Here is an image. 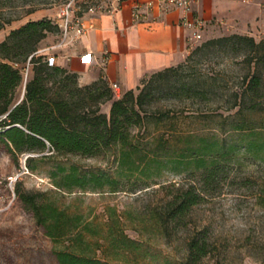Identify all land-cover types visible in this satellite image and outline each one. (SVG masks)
<instances>
[{
  "label": "rangeland",
  "instance_id": "rangeland-1",
  "mask_svg": "<svg viewBox=\"0 0 264 264\" xmlns=\"http://www.w3.org/2000/svg\"><path fill=\"white\" fill-rule=\"evenodd\" d=\"M66 1L9 0L0 16L11 22L0 29V40L30 19L49 17L57 22ZM92 1L75 0L77 12ZM239 2L243 7L237 9L238 20L252 25L264 18L257 13L253 20L248 12L253 2L263 8L264 0ZM258 30L255 34L232 28L205 31L188 53L208 38L234 32L264 38L261 27ZM44 44L45 38L39 43V53H44ZM248 69L241 57L210 49L206 57L190 60L179 74L157 77L147 96L143 121L131 128L130 141L136 146H125L130 158L139 164L133 170L121 164L120 143L90 155L58 153L49 145L43 150L11 152L0 140V264H59L55 250L64 246L44 233L18 198V185L42 193L70 214H80L83 222L97 230L96 234L86 233V238L100 245L101 249H95L97 255L112 264H264V76L261 96L236 98L235 90L242 91L246 86L243 76ZM28 75L27 63L24 82L17 91L19 100ZM191 85L206 92L195 93ZM123 92L114 96L120 97ZM236 99L240 104L231 106ZM110 106L108 101L102 109L109 113ZM189 133L217 141L220 155H207L210 160L217 158L216 173L209 185L198 177L194 163L185 168L184 163L175 164L168 157L177 155L185 144L180 135ZM190 143H198L197 138ZM71 164L88 176L97 173L115 177L117 188L93 181L84 187L58 186L64 173L60 165ZM190 182L198 189L207 187L205 199L166 228L158 214L164 212L177 186ZM194 235L203 236L210 250L198 262H189L188 241Z\"/></svg>",
  "mask_w": 264,
  "mask_h": 264
},
{
  "label": "trees",
  "instance_id": "trees-1",
  "mask_svg": "<svg viewBox=\"0 0 264 264\" xmlns=\"http://www.w3.org/2000/svg\"><path fill=\"white\" fill-rule=\"evenodd\" d=\"M8 1L0 0V10ZM10 22V18L0 16V29ZM50 32L59 33V24L49 17H42L12 28L0 40V140L11 152L43 150L49 145L58 153L96 155L120 143L123 146L121 164L127 165L129 170L138 168L139 164L130 158V150L125 146H136L130 141L131 128L144 119L152 83L165 73L179 74L190 60L206 57L210 49L233 53L248 66L243 76L246 86L242 91L235 90L236 98L242 95L243 99L247 94L252 98L261 96L264 38L256 39L253 35L239 32L208 38L191 49L181 62L156 70L149 77H142L138 91L130 88L120 97H115L104 75L81 84L78 72L53 62L45 53H39L40 41ZM27 63L29 75L24 95L19 101L17 91L24 82ZM194 86L189 88L195 93L197 90L201 94L206 92ZM108 101L111 102L109 113L102 109V105ZM238 104L236 99L231 106ZM195 137L198 143L192 145L190 142ZM179 138L185 144L176 151V156H168L170 161L184 163L185 168L194 163L203 183H212L217 158L210 160L207 155H220L217 141L191 133ZM28 158L32 159L31 156ZM60 170L64 172L63 183H57L60 187H84L87 182L93 181L98 185L107 183L117 188L114 185L117 182L115 177L97 173L88 176L81 173L76 164L60 165ZM160 187L165 185L160 184ZM206 188L198 189L194 182L177 186V191L167 200L164 212L158 214L161 223L168 228L171 222L180 221L193 205L205 199ZM16 193L44 233L54 241L64 243L63 247L55 250L59 264H112L97 255L95 249H101L100 245H94L86 238V233L96 234L97 230L89 222H83L80 214H70L54 201L42 197V193L21 189L19 185ZM188 245L189 262H198L210 250L206 239L199 235L191 237Z\"/></svg>",
  "mask_w": 264,
  "mask_h": 264
},
{
  "label": "crops",
  "instance_id": "crops-1",
  "mask_svg": "<svg viewBox=\"0 0 264 264\" xmlns=\"http://www.w3.org/2000/svg\"><path fill=\"white\" fill-rule=\"evenodd\" d=\"M133 4L134 0H127L116 11L99 13L85 33L63 42L60 32L47 35L42 51L53 62L78 72L81 84L104 75L110 85L119 84L120 90L114 93L137 88L147 73L184 60L192 29L185 23L184 12L177 8L157 19L135 23ZM251 5L248 11L251 19L257 13L264 15L259 2ZM240 7L243 6L239 0H196L194 12L206 20L204 32L232 28L255 34L264 18L256 19L252 25L238 20ZM159 13L156 8L154 14Z\"/></svg>",
  "mask_w": 264,
  "mask_h": 264
},
{
  "label": "built area",
  "instance_id": "built-area-1",
  "mask_svg": "<svg viewBox=\"0 0 264 264\" xmlns=\"http://www.w3.org/2000/svg\"><path fill=\"white\" fill-rule=\"evenodd\" d=\"M127 0H94L81 13L77 12L75 0H67L61 5L59 20L61 40L63 42L72 37L79 36L87 31L92 20L99 13L118 10ZM248 1V0H247ZM196 0H134L132 5V19L135 23L157 19L161 14L171 9H181L184 12L185 23L192 29L189 47H193L198 39H201L206 25V20L194 12ZM159 15L154 14L155 9ZM264 33V24L261 26ZM114 91H119L117 82L111 83Z\"/></svg>",
  "mask_w": 264,
  "mask_h": 264
},
{
  "label": "water",
  "instance_id": "water-1",
  "mask_svg": "<svg viewBox=\"0 0 264 264\" xmlns=\"http://www.w3.org/2000/svg\"><path fill=\"white\" fill-rule=\"evenodd\" d=\"M21 99H22V98H21ZM21 99H20V100H21ZM20 100H19V101H20ZM19 101H18V102H19Z\"/></svg>",
  "mask_w": 264,
  "mask_h": 264
}]
</instances>
